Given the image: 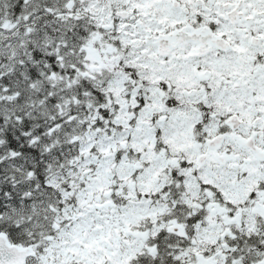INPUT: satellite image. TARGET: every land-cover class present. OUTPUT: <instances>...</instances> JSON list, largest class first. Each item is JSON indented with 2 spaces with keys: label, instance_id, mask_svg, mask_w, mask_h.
<instances>
[{
  "label": "snow or ice",
  "instance_id": "1",
  "mask_svg": "<svg viewBox=\"0 0 264 264\" xmlns=\"http://www.w3.org/2000/svg\"><path fill=\"white\" fill-rule=\"evenodd\" d=\"M0 264H264V0H0Z\"/></svg>",
  "mask_w": 264,
  "mask_h": 264
}]
</instances>
